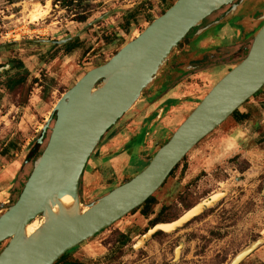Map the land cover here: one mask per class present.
<instances>
[{"label":"rangeland","instance_id":"374dc122","mask_svg":"<svg viewBox=\"0 0 264 264\" xmlns=\"http://www.w3.org/2000/svg\"><path fill=\"white\" fill-rule=\"evenodd\" d=\"M174 1L0 0V45L6 43L0 46V66L8 65L0 74V156L14 150L26 153V143L34 142V138L28 141L27 136L28 131H32L31 121L36 119L34 113L40 105L46 102L51 109L88 69L107 61ZM37 8L44 13L32 20ZM108 11L110 14L104 19L82 31L85 24ZM130 12H134L133 17L125 25ZM82 13L87 16L84 22L79 20ZM218 29L214 27L208 34L217 35ZM236 32L232 29L227 35L219 33L213 48L218 43H234L238 38ZM77 33L70 43L75 45L71 52L66 44L28 40L61 39ZM233 66L231 63L211 68L214 81ZM13 76H24L25 81L14 88L5 86ZM181 94L172 92V100L165 97L158 105L170 101L169 108L174 99L182 98ZM148 98L143 96L136 103L138 109L126 112L114 128L134 113L141 112ZM251 98L241 106L242 110H249V120L237 122L236 116H229L183 157L177 169L153 194L157 203L152 214L146 217L139 211H131L71 249L67 257L83 264H228L240 251L260 239L262 242L241 264H264V115L259 107L264 88ZM183 101L178 99L176 102ZM192 107L193 103L168 111L171 118L166 119L170 130L181 124ZM240 127L242 130L248 128L250 132L245 141L238 138L236 143ZM47 138L48 135L40 151ZM143 157L137 152L129 156L124 150L100 156L97 148L84 170L82 201L90 202L115 186L116 182L106 189L95 188L100 180L90 173L94 167L107 163L118 175L122 169L123 177L119 179L123 181L144 169ZM214 192H223L224 196L182 226L170 231L157 230L140 246L135 245L152 227L151 221L160 212L161 221L158 222L172 221ZM41 222V217L33 220L34 230ZM179 246L180 254L176 258Z\"/></svg>","mask_w":264,"mask_h":264},{"label":"water","instance_id":"95a60500","mask_svg":"<svg viewBox=\"0 0 264 264\" xmlns=\"http://www.w3.org/2000/svg\"><path fill=\"white\" fill-rule=\"evenodd\" d=\"M232 2L175 0L107 61L88 69L61 95L34 142L26 148L28 162L29 155L37 151L48 135L18 198L11 204L12 195L0 201V243L7 240L0 251V264H54L65 252L123 218L154 194L189 150L264 86L263 23L247 56L219 79L169 134L168 140L145 158L143 170L102 196L82 201L81 180L93 151L106 131L158 82L190 30L197 28L191 40L201 46L202 38L212 28H220L227 21H264V0H240L224 16L202 26L206 17ZM256 12L263 15L256 19ZM109 14L110 11L104 12L92 19L82 31ZM76 36L78 33L61 39L28 40L61 45ZM7 66H0V74ZM168 105L158 107L156 118L147 124V132ZM223 194L214 192L178 218L155 223L135 245L140 246L157 230L170 231L182 226ZM67 196L70 198L66 199ZM38 217L42 222L28 233V226ZM260 242L259 239L240 251L228 264H239ZM177 249L176 258L180 246Z\"/></svg>","mask_w":264,"mask_h":264},{"label":"flooded vegetation","instance_id":"af4514ba","mask_svg":"<svg viewBox=\"0 0 264 264\" xmlns=\"http://www.w3.org/2000/svg\"><path fill=\"white\" fill-rule=\"evenodd\" d=\"M234 2L240 3V0H234ZM234 2L229 3V4H226V5H223L221 8H219L218 10L214 11L213 13H211L208 17H206L204 19L202 26H204V25L208 24L209 22H212V21L217 20V19L221 18L222 16H224L225 15V12L230 9V7L232 6V4ZM171 4H173V3H171ZM171 4H169L168 7ZM250 7L251 6H248L247 10H250ZM252 7L254 8L255 5H252ZM167 8H165L164 11ZM262 15H263L262 12H256L253 16H254V18L258 19ZM236 21H238V19H233V20L227 21L222 26L223 27L222 28V32L220 33L221 35L224 34V33L227 35L228 32L231 31L232 29H233V31L236 30L237 31L236 33L237 34H235V36H238V38L236 39V41L234 43L230 44V45H219V43H218V46H216L215 49L213 47H214V44L216 42H218V35H220L219 33L217 35H214V37H212L211 40H206L204 42V44L202 46H200V48H199L198 45L196 46V42L197 41H194V40L192 41L191 40V38L193 37V35L196 32L197 28H193L192 30H190L187 33V35L184 37L183 41L179 44V50L174 55V59H173L174 62L172 61L173 63L170 65V67H168L164 71V76H165V83H164V85L158 86L157 88H154V89L146 90L143 93V96H147L149 98L144 101V104H143L144 108L141 110V112L134 113L133 116L130 119H127L125 121L123 120L124 122L118 128H114L115 126L117 127L121 123L120 122L121 121V118H120L114 125H112L106 131L105 135L102 137L100 143L97 145V147L95 148V150L97 148L98 149H101V147L103 146V144H106V143L110 142V140L116 138L120 134L121 135H125V134L129 133L130 135H132L131 136V138H132L134 136L132 133L138 127V125L141 123L140 118L141 117L147 118V115L151 111H153L155 109H158V107L160 106L158 104H160L161 100H163L165 97H167L168 99L171 98L170 96H172V92H181L182 93L181 95H183L185 93L183 91H187V87H186L187 85L197 82L198 77L195 76L196 73L205 71V68L206 67H208L209 69H211L214 66L221 65V64H231V63H233L235 65L236 63H238L241 60H243L247 56V54L249 53L250 48H251V46H252V44L254 42L255 36H256V32L261 27V25L264 23V21L263 20H259V21H252V22H242V19H241L240 20L241 22L238 21V23H235ZM205 49H206V53H204V52L201 53ZM211 61H213L214 63H211L210 64L209 62H211ZM0 64H1V62H0ZM20 65H22V64H20ZM179 66H185V68H187V71L182 76L176 78L174 81L171 82V80H170L171 74H173L174 71H175V69L177 67H179ZM14 68H15V66L12 65V69H14ZM18 77H20V76H13L12 78H18ZM212 79H213V81L215 80L214 78H212ZM213 81L212 82H208V84L206 85V88H205L206 91H208L215 84L216 81H214V82ZM263 88H264V86H262L251 97L254 98L255 96H257V94H259L262 91ZM170 92H171V94H170ZM204 95H202L201 97L197 98V100H196V98L195 99L194 98L193 99L187 98L186 100H188V101L190 100L193 103V107H195L196 104L199 102V100ZM247 101H248V99L244 103H246ZM244 103L242 105H240L237 109H239V112L240 113H249L250 114L249 110H247V109L242 110L241 109V106H243ZM164 104H167V102H164L162 105H164ZM263 104H264V98L259 100V107L261 108V111L263 112V115H264ZM153 105H154L155 109H153L154 107L152 108ZM156 106H157V108H156ZM132 108L130 110H132ZM171 109H173V106H170L169 108H167V110L164 113H162V116L157 121L154 122V124L152 125V128L150 129L149 132H147L148 131L147 124L150 121H153L156 118L157 114L152 115L151 118L149 120H147L145 122V124L142 125L143 126L142 128L145 129L146 132H147L146 133V137H147V135L149 137L151 134L154 133V130L157 127H159L162 119H165L166 120V118H168V117L171 118L170 114H167L168 111H170ZM136 110H134V112ZM141 113H143V116L141 115ZM165 114H167V116H165ZM250 117H251V115L248 118H246V119L237 120V122H245V121L249 120ZM178 126L174 127V130H170V128L168 126L169 129H168L167 132H165L164 129L160 130V133H159V135L157 137L159 138L161 134L165 135L167 133V135H166L167 137L165 136L166 139L165 138L164 139H161V138L158 139V138H156L155 141H157V144L154 145V147L151 145V148L148 149L147 152H146L147 153V156L146 157H150L151 155H153L155 153V151L163 143H165L168 140V138L170 137L169 134L173 133ZM111 132H115V133L109 139H107L106 137ZM164 132H165V134H164ZM145 141L146 140L144 139L142 141V144H144ZM136 143H139V142H135L134 144H136ZM45 144H46V142H45ZM40 147H41V145H39L37 147L36 153L34 155L32 154L30 156V158H29V163H30L31 169H29V173L27 174L26 179H27L28 175L30 174V172L32 170L33 161H34V159L36 157V154L40 151ZM153 148H155L154 151L152 150ZM151 150L153 151L152 153H151ZM239 153H237V154L239 155ZM26 179L24 180V182H23L22 186L19 188V190L16 191V193L14 194V196L11 197V201H10L9 204H11V203H13V202L16 201V199L18 198V196H19V194H20V192H21V190H22V188L24 186V183H25ZM127 179H129V178H126L123 181H125ZM123 181L119 182L118 184L122 183ZM118 184H116V185H118ZM82 187L85 188V184H84L83 178L81 180V188H80L81 197L83 199V190H82ZM133 210H132V212H133ZM154 224H152V226ZM2 243H4V244H3V246H1L0 251L5 246V244L7 243V240H4L3 242H1L0 245ZM244 259L239 264H241L244 261Z\"/></svg>","mask_w":264,"mask_h":264},{"label":"crops","instance_id":"0c3cea01","mask_svg":"<svg viewBox=\"0 0 264 264\" xmlns=\"http://www.w3.org/2000/svg\"><path fill=\"white\" fill-rule=\"evenodd\" d=\"M222 28L223 27H220L218 29L219 30L218 33L222 32ZM211 35L212 34H207L204 38H202L201 46L204 44V42L206 40H211L212 37H214ZM199 48H200V45H199ZM202 52L206 53V49L203 50ZM209 63L211 64L214 62L211 61ZM182 67L185 68V66H179L175 69L174 73L172 72L173 74H171V77H170L171 82L174 81L176 78L182 76L187 71V69L185 71H183V69H181ZM195 76L198 77L199 81L197 80L196 83H192V84H189L186 86L188 92L183 91L185 93L182 95V98L177 97L176 99H174L175 102L178 99H182L184 101L179 103V104H177L178 102H176V103L174 102L171 105V106H173L175 104L173 106V108L174 107H180L181 108V106H184V108H186L189 106V104H192V102L190 100L189 101L186 100L187 98H190V99L196 98V100H197V98L201 97L202 95H204L207 92L205 89L206 85L208 84V82L213 81V79H212L213 75L211 74L210 69L208 67H206L205 71L196 73ZM164 83H165V76H164V71H163V73L160 75L158 82L153 87H151L150 89H154V88H157L158 86H162V85H164ZM169 100H172V98H170ZM166 102L169 104L170 101H166ZM54 105H53V107H54ZM136 105L137 104H135V106L132 109L136 110L137 109ZM53 107L51 109H49L47 106V103L45 102V103L40 105L38 110H36L37 113L36 112L34 113V116L36 117V119L34 121H31V126L33 125L32 131H28V136L26 135L28 141L33 139L40 132L41 127L46 122V119L49 117L50 113L52 112ZM141 108L143 109L144 106ZM156 110L157 109L151 111L147 115L146 119L149 120L152 115H155ZM140 120H141V123L138 125V127L132 133L134 135L132 138H131L132 135H130L129 133H127L125 135L120 134L116 138L110 140V142L103 144L101 149H99L100 156L110 155L114 151L115 152L116 151L121 152L123 150L125 152H127L129 154V156H131L132 154L137 152L140 154V156L144 155L143 159H141L142 164H144L145 158L147 156V153H146L147 150L151 148V145L154 147V145L157 144V141H155V140H156V138H158L157 136L159 135L160 130L164 129L165 132H167L169 129L168 126L170 125V123H169L168 119H166V120L162 119L159 127H157L154 130V133L151 134L149 137H148V135L146 137L147 132L145 129L142 128L143 127L142 125L145 124V122L147 120H145V117H141ZM24 131H26L25 128H24ZM165 132H164V134H165ZM249 132L250 131L248 128L242 130V127H240V129L238 131L236 143L239 142L238 138L245 141L249 135ZM166 135H167V133L165 135L161 134L159 138L164 139ZM26 136H24V137H26ZM144 139L146 141L144 144H142V141ZM135 142H139V144L135 145L134 144ZM29 144H30L29 142L26 143V145H29ZM13 146H15V145H13ZM238 146H239V144H238ZM154 149L155 148H153L152 150L154 151ZM152 150H151V153L153 152ZM9 153L7 155L0 156V201L6 200L8 196H11V195L14 196L16 191H18L19 188L22 186L24 180L26 179L27 174L29 173V169H30L29 161L28 162L25 161V156H26L27 152L23 153V151L19 152V151L14 150V151H11ZM141 161H140V163H141ZM122 171L123 170L121 169L119 171L120 175H118L116 171H113L107 165V163H104L103 165H101L99 167H94L90 173H91V175L94 174V175L98 176V178L100 180L99 184L95 188L106 189V187H108L109 184L116 182L115 183V185H116L119 182H121L119 178L123 177Z\"/></svg>","mask_w":264,"mask_h":264},{"label":"trees","instance_id":"16d2710c","mask_svg":"<svg viewBox=\"0 0 264 264\" xmlns=\"http://www.w3.org/2000/svg\"><path fill=\"white\" fill-rule=\"evenodd\" d=\"M164 11H162L163 13ZM133 13L134 12H130L128 15L129 17L127 18V20L125 21V25H128L129 22H130V18L133 17ZM79 20L80 22H84L87 20V16L82 13L80 16H79ZM71 41L65 43L67 45V49H68V52H71L74 48H75V45L74 44H70ZM54 45V44H53ZM25 81V77L24 76H20L18 78H11L9 81H8V84L6 85L7 87L9 88H14L15 86H19V85H22V83ZM263 109H264V104H263ZM233 116H236V119L237 120H241V119H246L250 116L249 113H240L239 112V109L235 110L232 114ZM36 152L34 153H31L29 155V158L30 156L33 154H35ZM180 165L177 164L174 169L171 171V174L174 172L175 169H177V167ZM157 203V200L155 198L154 195H151L147 200H145L140 206H138L137 208H135L133 210V212L135 211H139L142 215L148 217L150 214H152L153 212V209H154V205ZM158 221H161V212L160 214H158L151 222L154 224ZM70 250L65 252L54 264H83L77 260H71L70 258H68V254H69Z\"/></svg>","mask_w":264,"mask_h":264},{"label":"bare ground","instance_id":"6f19581e","mask_svg":"<svg viewBox=\"0 0 264 264\" xmlns=\"http://www.w3.org/2000/svg\"><path fill=\"white\" fill-rule=\"evenodd\" d=\"M41 12V13H40ZM44 12L40 11L38 8L35 9V11L33 12V16H32V20H37L39 18V16L41 14H43ZM70 197L67 196L66 199H69ZM33 222V221H32ZM30 223V225L28 226V233H31L34 230V223Z\"/></svg>","mask_w":264,"mask_h":264}]
</instances>
